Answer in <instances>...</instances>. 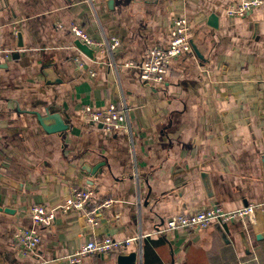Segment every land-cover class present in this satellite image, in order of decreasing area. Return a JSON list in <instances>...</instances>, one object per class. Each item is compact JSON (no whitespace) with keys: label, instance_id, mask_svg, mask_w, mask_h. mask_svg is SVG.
I'll list each match as a JSON object with an SVG mask.
<instances>
[{"label":"crops","instance_id":"crops-1","mask_svg":"<svg viewBox=\"0 0 264 264\" xmlns=\"http://www.w3.org/2000/svg\"><path fill=\"white\" fill-rule=\"evenodd\" d=\"M237 2L115 0L110 9L107 0H0V44L9 52L0 63V264H71L83 241L104 235L135 237L126 253L137 254L133 264H264V4L229 16ZM176 13L189 18L205 61L192 48L172 60L162 83H145L125 62L167 45ZM211 13L216 28L207 25ZM72 23L120 44L92 47L90 57L77 48ZM48 67L57 81L47 83ZM110 104L128 105L132 132L107 134L82 120L85 106ZM47 109L69 128L47 132L35 114ZM88 187L93 203L114 199L96 228L73 209L57 211L50 227L34 226L31 205H55ZM251 203L263 204L255 221L224 223L227 240L214 224L158 232L178 212ZM22 227L41 237L28 253L14 239ZM118 256L89 255L82 264H119Z\"/></svg>","mask_w":264,"mask_h":264},{"label":"built area","instance_id":"built-area-1","mask_svg":"<svg viewBox=\"0 0 264 264\" xmlns=\"http://www.w3.org/2000/svg\"><path fill=\"white\" fill-rule=\"evenodd\" d=\"M262 4H264V0H238L236 4L228 7L227 14L233 17H244ZM171 22L167 45H153L139 63L132 60L125 62L126 67H137L139 69V77L145 83H162L169 73L172 60L192 51L191 34L193 29L189 18L185 13H176L172 16ZM70 28L76 38L93 48L108 49L113 52L120 44L117 36H112L105 41L96 40L82 25L77 23H72ZM8 53L0 44V63L6 60ZM76 60L79 61L78 58ZM89 72L93 76L96 74L93 69H90ZM81 118L86 123L100 126L107 134L132 132L130 109L127 104L120 108L115 104H110L104 108H93L87 105L82 110ZM94 194L95 191L88 187L75 190L55 205L34 203L29 209V217L34 226L50 227L56 219L57 211L73 209L80 212L85 224L94 229L99 225V212L114 203L112 198L93 203ZM259 208H263V204L251 203L235 209H225L221 205H214L196 208L190 212H178L167 218L158 229V232L167 233L182 229L198 230L207 228L217 222L223 225L234 219L247 218L250 222H254L256 210ZM14 239L19 249L24 253L34 250L41 241L38 229L35 227L19 228L15 232ZM135 240V237L116 239L110 235L85 240L69 256V262L71 264H82L89 255L126 254Z\"/></svg>","mask_w":264,"mask_h":264},{"label":"water","instance_id":"water-1","mask_svg":"<svg viewBox=\"0 0 264 264\" xmlns=\"http://www.w3.org/2000/svg\"><path fill=\"white\" fill-rule=\"evenodd\" d=\"M114 3H115V0H107V5L110 9L113 8ZM207 25H209L211 27H215V28L218 27V16H217V14L211 13L209 15L208 20H207ZM256 30H257V25L255 28V31ZM18 40H19V44L23 45L22 34L20 32L18 33ZM75 44H76L77 48H79V50H81L86 55H88L90 57L94 56L95 50L92 47H90L89 45H87L86 43L82 42L79 38L75 41ZM191 45H192V48H194V50L198 54L199 58L201 59V62L203 63L205 61V57L198 50L193 37H191ZM44 73L47 77V83L57 81L58 78H57L53 68L48 67L47 69L44 70ZM35 114L37 115V118H38L41 126L49 133H56V132L60 133V132H63L69 128V124L67 122H65V117L60 112L47 109L45 114H42L39 111H35ZM102 165L103 164H99L98 166L94 167L91 170L92 173H95L98 170V168H100V166H102ZM263 165H264V156H263ZM84 169L87 171H90L88 166L84 167ZM0 178H3V177L0 176ZM201 178H202V181H203V184H204L206 191L210 194L211 193V190H210L211 185H210L209 174L207 172H202ZM148 185H149V183H148ZM149 188H150V185H149ZM149 195H150V193L146 197V201L148 203H150V201H151ZM148 203H146V204H148ZM4 210L9 211L8 208H5ZM214 225L218 229V231L220 232L222 237L227 240V233L225 232L223 225H221L218 222L215 223ZM257 238L258 239L264 238V232L261 234H258ZM136 258H137V254L135 252H131L129 254H120L118 256V262H119V264H133L136 262Z\"/></svg>","mask_w":264,"mask_h":264}]
</instances>
